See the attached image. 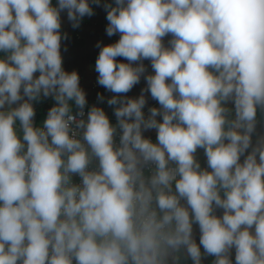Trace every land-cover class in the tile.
Listing matches in <instances>:
<instances>
[{
    "label": "clouds",
    "instance_id": "clouds-1",
    "mask_svg": "<svg viewBox=\"0 0 264 264\" xmlns=\"http://www.w3.org/2000/svg\"><path fill=\"white\" fill-rule=\"evenodd\" d=\"M93 5L116 124L63 67ZM0 53V264H264V0H0Z\"/></svg>",
    "mask_w": 264,
    "mask_h": 264
},
{
    "label": "crops",
    "instance_id": "crops-1",
    "mask_svg": "<svg viewBox=\"0 0 264 264\" xmlns=\"http://www.w3.org/2000/svg\"><path fill=\"white\" fill-rule=\"evenodd\" d=\"M104 2H112V0H102V4ZM53 4H56V0H53ZM94 15L92 17H85L81 26L77 29H73L71 27V23L67 19L66 12L61 14L62 20V28L61 31L63 33H67V40L62 41V57H63V67L66 71H77L80 76V86L86 93V99L88 104L86 109L92 105H96L102 107L106 114L110 118V122L112 124H116V118L113 114V108L109 107L106 103V100L110 98L113 94L106 91L102 86L97 83L98 73L94 70V65L96 58L99 53V49L96 47L97 42H102V44L107 45L110 43H114L119 39V34L109 37L106 35V11L104 8L96 7L93 5ZM171 39V36H167L164 38V43L167 46L168 40ZM4 54L0 53V57ZM127 62V61H123ZM147 72L146 74H153L151 63L149 60L143 61ZM146 87V82L141 78L139 84L135 85L133 89L127 93L129 97H138L141 93V89ZM102 94L105 97V102L100 103L97 100V94ZM147 99V105L144 109L145 115L148 114L149 107H157L159 108V104L153 100L150 94L145 93ZM54 105V101L51 98L42 99L41 102L35 103L34 107L36 110L35 122L37 126L42 125L43 120L46 118V114L48 110ZM231 106V105H230ZM73 111L76 109L73 107ZM157 119H162V117H157ZM258 119L260 120V124L258 125V132L264 133V114L258 112ZM17 130L19 132V125L17 124ZM144 135L148 138L154 137L156 138L155 130L148 131L144 133ZM255 139V138H254ZM197 159L201 164L202 168L207 167L206 157L204 156V152L202 149H199L197 152ZM243 159V158H242ZM223 214V210L218 209L216 211V215L220 216ZM195 228V236L197 243L199 242V230L198 227ZM203 251V249H201ZM214 257L208 256L203 260V264H212ZM231 259L233 260V264H235V250L232 251ZM178 264H191L189 259L181 256Z\"/></svg>",
    "mask_w": 264,
    "mask_h": 264
},
{
    "label": "built area",
    "instance_id": "built-area-1",
    "mask_svg": "<svg viewBox=\"0 0 264 264\" xmlns=\"http://www.w3.org/2000/svg\"><path fill=\"white\" fill-rule=\"evenodd\" d=\"M85 112L87 113V109H86V108H85ZM150 138L152 139L153 142L156 141V138H154V137H150ZM117 142H118V138H117ZM148 174H149V173H148V171L146 170V171H145V175H148ZM73 182L78 184V183L80 182V178H79L78 176H74V177H73ZM74 264H75V262H74Z\"/></svg>",
    "mask_w": 264,
    "mask_h": 264
}]
</instances>
